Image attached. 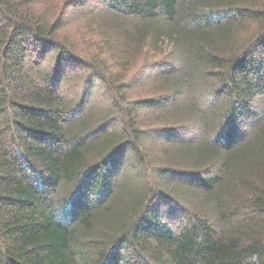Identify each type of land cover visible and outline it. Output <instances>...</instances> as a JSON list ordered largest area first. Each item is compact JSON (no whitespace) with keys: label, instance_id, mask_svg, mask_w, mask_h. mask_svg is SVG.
Segmentation results:
<instances>
[{"label":"trees","instance_id":"1","mask_svg":"<svg viewBox=\"0 0 264 264\" xmlns=\"http://www.w3.org/2000/svg\"><path fill=\"white\" fill-rule=\"evenodd\" d=\"M0 264H264V0H0Z\"/></svg>","mask_w":264,"mask_h":264},{"label":"rangeland","instance_id":"2","mask_svg":"<svg viewBox=\"0 0 264 264\" xmlns=\"http://www.w3.org/2000/svg\"><path fill=\"white\" fill-rule=\"evenodd\" d=\"M71 17L72 16H70L68 18V20H70ZM198 81H200V80H198ZM200 85L201 84H199V85L196 84L195 85V89H197V87L199 88V90L197 89L198 92H196L194 89L191 90L192 93H190V98H191L190 100H193L195 102V104L199 106L198 107L199 110L205 113L206 112L205 108L208 105V102L214 100V97L212 96L211 91H206L205 89H202ZM145 116L147 117V115H145ZM188 130H191V132L194 131V127L192 128V127L188 126ZM197 133L201 134L200 131H197ZM244 136L246 137V134Z\"/></svg>","mask_w":264,"mask_h":264}]
</instances>
